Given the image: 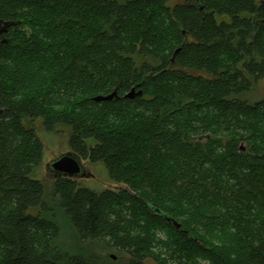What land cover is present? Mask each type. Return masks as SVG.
Segmentation results:
<instances>
[{
	"label": "trees",
	"instance_id": "obj_1",
	"mask_svg": "<svg viewBox=\"0 0 264 264\" xmlns=\"http://www.w3.org/2000/svg\"><path fill=\"white\" fill-rule=\"evenodd\" d=\"M170 2L0 0V264H264V1ZM37 120L114 188L47 192Z\"/></svg>",
	"mask_w": 264,
	"mask_h": 264
},
{
	"label": "rangeland",
	"instance_id": "obj_2",
	"mask_svg": "<svg viewBox=\"0 0 264 264\" xmlns=\"http://www.w3.org/2000/svg\"><path fill=\"white\" fill-rule=\"evenodd\" d=\"M264 1V0H259ZM180 0H171L170 6L179 3ZM264 99V80L259 82L254 90L251 92L249 97L246 99L249 103H255L259 100ZM35 129L38 132L40 139L44 143L43 163L37 170V177L43 183L47 192L52 189V182L54 181L47 174L46 164L54 159H57L61 155L70 151L69 148V130L66 127L58 126L52 132H47L42 126V121H35ZM86 144L94 146V140H87ZM86 168L94 175L90 179H79V184L85 188L100 193L106 189L114 188V184L108 178V172L102 164H88L84 162ZM67 236V235H66ZM68 243H73L70 237H64ZM95 253L99 252L98 248H94ZM112 253V252H109ZM114 254V253H112ZM147 264H156L153 260H148Z\"/></svg>",
	"mask_w": 264,
	"mask_h": 264
},
{
	"label": "water",
	"instance_id": "obj_3",
	"mask_svg": "<svg viewBox=\"0 0 264 264\" xmlns=\"http://www.w3.org/2000/svg\"><path fill=\"white\" fill-rule=\"evenodd\" d=\"M14 25L13 23H6V22H0V36L3 35L8 31V28L10 26ZM141 93L138 92L135 94V89H132L126 97L133 98L136 95H140ZM113 97H116V93L113 92L112 94L108 96H99L96 98V101H107L111 100ZM241 150H244V147H240ZM47 174L50 176L53 180H57L58 178H68L73 180H79V179H90L93 178L94 175L86 168L84 161L72 151H69L57 159L52 160L51 162L46 164ZM168 221H171L169 218H167ZM172 224L177 228L180 229V225L172 221ZM184 232V231H183ZM111 258L115 259L114 255H111Z\"/></svg>",
	"mask_w": 264,
	"mask_h": 264
}]
</instances>
